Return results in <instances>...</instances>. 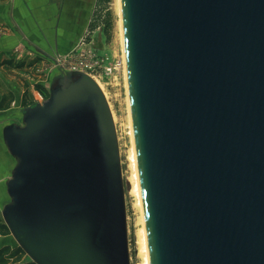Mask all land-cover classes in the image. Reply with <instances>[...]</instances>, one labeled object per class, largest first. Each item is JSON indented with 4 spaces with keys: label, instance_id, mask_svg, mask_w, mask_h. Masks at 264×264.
Masks as SVG:
<instances>
[{
    "label": "water",
    "instance_id": "obj_1",
    "mask_svg": "<svg viewBox=\"0 0 264 264\" xmlns=\"http://www.w3.org/2000/svg\"><path fill=\"white\" fill-rule=\"evenodd\" d=\"M121 6L151 264H264V0ZM16 114L2 215L18 246L35 264H130L97 83L60 70L49 98Z\"/></svg>",
    "mask_w": 264,
    "mask_h": 264
},
{
    "label": "rangeland",
    "instance_id": "obj_2",
    "mask_svg": "<svg viewBox=\"0 0 264 264\" xmlns=\"http://www.w3.org/2000/svg\"><path fill=\"white\" fill-rule=\"evenodd\" d=\"M94 14L101 15L102 18L109 17L112 23L111 40L108 39L103 25L98 28L95 34H92L94 38H97L95 46L102 50L106 49V52L110 53L113 58H123L117 0H96ZM12 31L0 30V41L4 39V36L14 34ZM87 41L91 42V38ZM58 74L59 72L52 59L42 56L37 57L35 50L32 48L31 50L26 46L14 50L11 47L5 48L0 53V112L13 111L12 116L17 117L16 120L19 122L20 119L16 113L49 98L51 81ZM105 89L109 94L108 102L114 115V124L119 141L126 201L130 264H145L139 238L142 227L140 213L135 205V197L132 195L130 162L127 157L131 149V137L129 136L131 121L129 120L130 108L127 102L126 83L123 76H120L117 87L108 88L105 86ZM0 218L4 221L2 213H0ZM4 246H18L12 234L6 238L0 236V248ZM27 262H32L28 256L22 259L21 264Z\"/></svg>",
    "mask_w": 264,
    "mask_h": 264
},
{
    "label": "crops",
    "instance_id": "obj_3",
    "mask_svg": "<svg viewBox=\"0 0 264 264\" xmlns=\"http://www.w3.org/2000/svg\"><path fill=\"white\" fill-rule=\"evenodd\" d=\"M96 0H0V30H13L0 41L5 48L26 46L37 57L54 58L75 48L86 34ZM13 111L0 112V213L9 201L7 182L15 167L8 152L4 126L18 122Z\"/></svg>",
    "mask_w": 264,
    "mask_h": 264
},
{
    "label": "built area",
    "instance_id": "obj_4",
    "mask_svg": "<svg viewBox=\"0 0 264 264\" xmlns=\"http://www.w3.org/2000/svg\"><path fill=\"white\" fill-rule=\"evenodd\" d=\"M89 37V30H87L79 45L72 52L51 58L54 66L56 69L68 72L84 73L96 83L100 81L108 88L117 87L126 66L124 59L113 58L110 53L106 52V49L102 50L95 46L97 38L91 36V42H88Z\"/></svg>",
    "mask_w": 264,
    "mask_h": 264
},
{
    "label": "bare ground",
    "instance_id": "obj_5",
    "mask_svg": "<svg viewBox=\"0 0 264 264\" xmlns=\"http://www.w3.org/2000/svg\"><path fill=\"white\" fill-rule=\"evenodd\" d=\"M117 8H118V14H119V31L121 36V45L123 49V59L125 61L126 65V55H125V44H124V34H123V22H122V6H121V0H117ZM60 72V69L57 68ZM123 78L126 83V90H127V102L130 108V129H129V136L131 137V149L129 151V162H130V170H131V178L130 182L132 184V195L135 197L136 207L139 210L140 213V223H141V229H140V243H141V252L144 254L145 257V264H151L150 261V253H149V246H148V239H147V231H146V223H145V217H144V207H143V197H142V191H141V184H140V175H139V168L137 164V153H136V144H135V136H134V128L132 123V111H131V103H130V94H129V85H128V75H127V68L125 66ZM97 85L100 87L101 91L103 92L107 102L109 99V94L107 93L105 86L100 81L97 82ZM109 104V102H108ZM110 107V104H109ZM111 109V108H110ZM113 115V113H112ZM114 119V115H113ZM115 122V120H114ZM130 123V122H129ZM5 128V126H4ZM3 128V129H4ZM117 131V130H116ZM119 143V141H118ZM120 149V148H119ZM12 176V175H11ZM11 178H9L10 180ZM129 179V178H128Z\"/></svg>",
    "mask_w": 264,
    "mask_h": 264
},
{
    "label": "trees",
    "instance_id": "obj_6",
    "mask_svg": "<svg viewBox=\"0 0 264 264\" xmlns=\"http://www.w3.org/2000/svg\"><path fill=\"white\" fill-rule=\"evenodd\" d=\"M101 25L105 26L108 39L111 40V30H112L111 19L109 17L102 18V16L98 14L93 15L90 26L88 28L90 37L95 31L98 30V28H100ZM10 235L11 232L8 226L0 218V236L6 238L9 237ZM26 256L27 255L24 252V250L19 246L17 247L4 246L0 248V264H21L22 259ZM24 264H35V263L27 262Z\"/></svg>",
    "mask_w": 264,
    "mask_h": 264
}]
</instances>
